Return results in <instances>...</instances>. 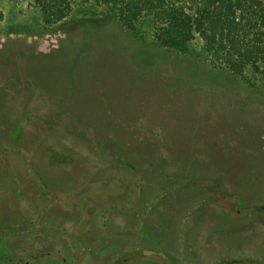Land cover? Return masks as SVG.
I'll return each mask as SVG.
<instances>
[{"label": "rangeland", "instance_id": "1", "mask_svg": "<svg viewBox=\"0 0 264 264\" xmlns=\"http://www.w3.org/2000/svg\"><path fill=\"white\" fill-rule=\"evenodd\" d=\"M76 3L49 24L34 0H0V223L30 222L12 251L264 264V57L234 72L197 32L167 47L150 16L134 33Z\"/></svg>", "mask_w": 264, "mask_h": 264}, {"label": "trees", "instance_id": "2", "mask_svg": "<svg viewBox=\"0 0 264 264\" xmlns=\"http://www.w3.org/2000/svg\"><path fill=\"white\" fill-rule=\"evenodd\" d=\"M95 1L116 9L120 24L134 33L136 22L150 16L156 25L154 37L163 46L183 50L197 32L208 56L234 72L242 73L264 57V0ZM34 3L49 24L67 17L77 4L76 0Z\"/></svg>", "mask_w": 264, "mask_h": 264}, {"label": "flooded vegetation", "instance_id": "3", "mask_svg": "<svg viewBox=\"0 0 264 264\" xmlns=\"http://www.w3.org/2000/svg\"><path fill=\"white\" fill-rule=\"evenodd\" d=\"M3 209L5 208H1L0 210L2 211ZM122 209H125V208L123 207ZM134 209L137 210L138 208H134ZM13 210L14 208L12 207L7 208L8 212L13 211ZM7 211H2V212L4 214ZM26 217H28V214L27 212L24 211L23 218H18V217H16V219L8 218L6 223H0V264H30L39 258L42 259V258H48L49 256H52L51 252L40 251V252L31 253V250H26V251L17 250L15 252L12 251L10 244L11 242H15L16 240L14 238V234H15L14 232L16 231V228L21 229V230L24 229V231L22 232H26L30 228L29 227L30 222L28 221L29 219H27ZM141 220H142V217H141ZM21 238H22V235H19L18 239H21ZM141 253L144 255L145 254L147 255V254H153V251L143 250ZM54 255L55 257H58L59 259L63 260V257L61 256L60 251L54 252ZM122 257H124V259ZM122 257L121 259H118V260H114V261L110 260L109 264L124 263L123 261H125L127 257L126 256H122Z\"/></svg>", "mask_w": 264, "mask_h": 264}]
</instances>
